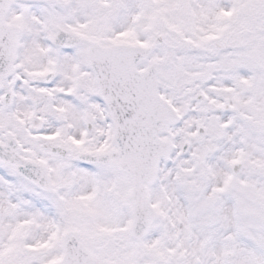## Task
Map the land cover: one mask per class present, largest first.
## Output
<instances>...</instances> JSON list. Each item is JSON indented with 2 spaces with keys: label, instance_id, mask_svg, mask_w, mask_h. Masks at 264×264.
<instances>
[{
  "label": "snow or ice",
  "instance_id": "obj_1",
  "mask_svg": "<svg viewBox=\"0 0 264 264\" xmlns=\"http://www.w3.org/2000/svg\"><path fill=\"white\" fill-rule=\"evenodd\" d=\"M0 264H264V0H0Z\"/></svg>",
  "mask_w": 264,
  "mask_h": 264
}]
</instances>
